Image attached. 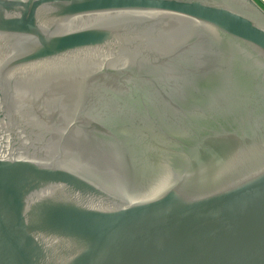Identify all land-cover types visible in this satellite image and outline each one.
I'll use <instances>...</instances> for the list:
<instances>
[{
	"label": "water",
	"instance_id": "95a60500",
	"mask_svg": "<svg viewBox=\"0 0 264 264\" xmlns=\"http://www.w3.org/2000/svg\"><path fill=\"white\" fill-rule=\"evenodd\" d=\"M142 62L222 117L144 144L161 95L109 94ZM0 264H264V10L0 0Z\"/></svg>",
	"mask_w": 264,
	"mask_h": 264
},
{
	"label": "flooded vegetation",
	"instance_id": "af4514ba",
	"mask_svg": "<svg viewBox=\"0 0 264 264\" xmlns=\"http://www.w3.org/2000/svg\"><path fill=\"white\" fill-rule=\"evenodd\" d=\"M141 65L143 66V70L141 71L140 82L136 81L135 79L136 75H134V72L132 73L129 71L125 72L126 74H125L124 83L122 82L120 83L115 93H109V94H117L119 96H127V95L131 96L132 94L130 92V88L132 87L133 84L144 83L148 86L149 83L152 85V86L150 85L152 89H156L155 91H157L156 93L158 94V96L161 95L160 97L155 98L156 99V103H154L155 108L152 109V113L154 115L150 112L149 127L150 129L153 130H149V131L155 133L153 135H148L144 133L142 135L141 133L132 134L133 136L140 134L141 136L145 137L146 139L143 142L144 144H147L148 137L149 138L161 137L163 139V142L165 143L166 138L168 139L170 137L179 136V130H178L179 122L189 123L195 121L196 118H200V120H202L210 116L222 117V115L220 114L221 109L211 108L212 111H210V115H208L209 109H207L205 105L199 106V104H195L194 102H188V101H184L183 103H181L179 99H177L178 98L177 96L180 93V89L192 88L195 85V76L192 78V76L188 74L187 76L180 77L178 72L165 69L162 70L161 73L158 71L153 72V73L157 72V75H155V78H152V81L151 80L147 81L148 73L149 72L151 73L152 70L146 68L143 62L141 63ZM127 68L128 70L129 69L133 70L132 67H130V65ZM100 74H105V73L101 72ZM115 74H117V71L114 73V75ZM116 79H119L118 76ZM117 95L115 96V98H117ZM164 95H167V98L172 102L169 103L164 98ZM175 103H179L181 107L177 105V107H173L174 110L177 112L175 111L169 112L168 110L172 108V106L169 104H175ZM114 104L117 105L115 106L114 111H118V112H122L123 110L126 111L129 108L133 107L131 103L127 105V103L124 104L119 99H117V101H115ZM134 116L136 117L137 120H139L136 115ZM144 132H148V130L145 129ZM172 145L173 148H176L174 142H172Z\"/></svg>",
	"mask_w": 264,
	"mask_h": 264
},
{
	"label": "crops",
	"instance_id": "0c3cea01",
	"mask_svg": "<svg viewBox=\"0 0 264 264\" xmlns=\"http://www.w3.org/2000/svg\"><path fill=\"white\" fill-rule=\"evenodd\" d=\"M255 2L261 9L264 10V0H252Z\"/></svg>",
	"mask_w": 264,
	"mask_h": 264
}]
</instances>
